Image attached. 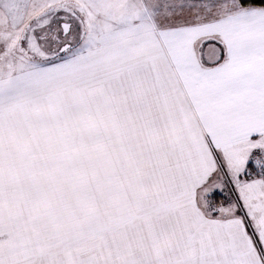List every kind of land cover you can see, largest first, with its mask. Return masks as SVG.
I'll return each mask as SVG.
<instances>
[{
	"label": "snow or ice",
	"instance_id": "obj_1",
	"mask_svg": "<svg viewBox=\"0 0 264 264\" xmlns=\"http://www.w3.org/2000/svg\"><path fill=\"white\" fill-rule=\"evenodd\" d=\"M0 264H264V0H0Z\"/></svg>",
	"mask_w": 264,
	"mask_h": 264
}]
</instances>
